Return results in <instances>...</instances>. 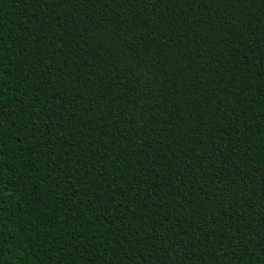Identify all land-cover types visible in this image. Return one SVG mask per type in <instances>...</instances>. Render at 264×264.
Masks as SVG:
<instances>
[{
  "label": "trees",
  "instance_id": "obj_1",
  "mask_svg": "<svg viewBox=\"0 0 264 264\" xmlns=\"http://www.w3.org/2000/svg\"><path fill=\"white\" fill-rule=\"evenodd\" d=\"M0 264H264V0H0Z\"/></svg>",
  "mask_w": 264,
  "mask_h": 264
}]
</instances>
